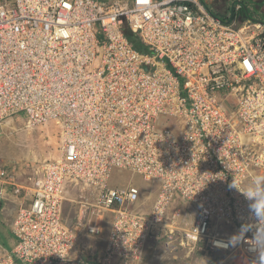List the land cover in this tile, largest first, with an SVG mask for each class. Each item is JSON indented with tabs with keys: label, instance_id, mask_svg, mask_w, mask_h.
I'll use <instances>...</instances> for the list:
<instances>
[{
	"label": "built area",
	"instance_id": "2783aa9c",
	"mask_svg": "<svg viewBox=\"0 0 264 264\" xmlns=\"http://www.w3.org/2000/svg\"><path fill=\"white\" fill-rule=\"evenodd\" d=\"M212 1L0 0V122L23 113L59 131L58 156L24 184L0 161V207L7 186L29 194L0 264L135 263L170 225L185 245L239 240L237 252L259 260L264 228L241 191L264 177V22L226 21ZM115 170L147 188L113 185ZM177 193L197 211L183 215L195 217L188 229L169 205ZM225 225L236 238L219 234ZM89 238L99 256L82 255Z\"/></svg>",
	"mask_w": 264,
	"mask_h": 264
},
{
	"label": "rangeland",
	"instance_id": "374dc122",
	"mask_svg": "<svg viewBox=\"0 0 264 264\" xmlns=\"http://www.w3.org/2000/svg\"><path fill=\"white\" fill-rule=\"evenodd\" d=\"M213 1L217 3V7L221 8L225 0ZM260 18L264 20L263 16H260ZM96 28L100 36V28ZM24 116L25 115L21 113V116L11 117L0 122V161L14 169L16 181L22 184H24L27 177L34 174V171L38 170L42 164L55 159L59 154L57 150L59 142V131L57 126L54 123L44 126H31ZM131 181L136 182L144 190L147 188L139 175H127L125 171L115 170L111 179L113 185L127 184ZM5 190L12 191V188L7 186ZM24 193V191H19L15 194L13 192L10 196H5L6 200L3 201L0 209V229L5 235L11 230V223L19 206L27 199ZM149 193L156 194L153 189L148 188V191H143L142 199L147 201L146 205L152 206L151 201L148 202L147 198V194ZM81 194L84 193L80 189L71 188V197L76 201L81 199ZM176 197L177 203L172 201L171 206H173L174 213L179 211L177 214L181 218L180 223H178L182 225V230L188 229L194 223L195 217H190L189 215L183 217V215L189 213L188 208L191 210V213L196 214L195 210H193L195 207L187 201L184 202L181 195H177ZM71 206V202L66 204L68 216L71 212L74 213V208L71 209ZM149 209L150 207L148 210ZM170 213L173 214L172 211L168 212L169 215ZM173 229L175 228H165L159 237H154L146 253L143 255V258L136 264H254V262L258 261L247 260L241 255L231 254V252L220 249L204 248V245L201 246L202 241H200L198 245H196V241L190 245H185L183 242H188L183 238L181 240L183 232L175 234ZM221 229L224 230V228ZM225 229H227L228 232L219 231V234L231 238L230 236L232 235L233 228H230L229 225H225ZM12 244L13 241L10 242L6 240L4 242V245L8 247H11ZM84 244L91 245L92 247L90 246V249L92 252L95 247V256L100 255L102 242L99 238H89L85 240Z\"/></svg>",
	"mask_w": 264,
	"mask_h": 264
},
{
	"label": "trees",
	"instance_id": "16d2710c",
	"mask_svg": "<svg viewBox=\"0 0 264 264\" xmlns=\"http://www.w3.org/2000/svg\"><path fill=\"white\" fill-rule=\"evenodd\" d=\"M235 0H230L227 4L221 6V9L217 8L216 2L212 3L209 7L212 8V10H215L216 14L221 16L224 20L228 21V15L230 19L233 18H240L241 20L247 19V18H254V19H261L260 15L257 12H254L251 9V5L249 3V0H241V8L239 10H235L233 6H231V3ZM261 9H263V5H261ZM263 16V15H262ZM125 33L132 44L134 48L139 50L140 52L146 53V52H151V48L146 46L142 41L141 38L138 36V34L132 32L130 29L126 28ZM4 201V200H3ZM67 219V218H66ZM72 216L68 217V222L72 221ZM14 241L12 239V235L8 231L7 234L5 235L4 232L0 229V244L3 247H8L4 245L5 241ZM82 255L85 257V252L81 251ZM88 258V257H87Z\"/></svg>",
	"mask_w": 264,
	"mask_h": 264
},
{
	"label": "clouds",
	"instance_id": "9594fccd",
	"mask_svg": "<svg viewBox=\"0 0 264 264\" xmlns=\"http://www.w3.org/2000/svg\"><path fill=\"white\" fill-rule=\"evenodd\" d=\"M232 187L240 190L235 181ZM241 192H243L249 200L253 201L251 204L252 212L259 220V229L264 228V177H257L253 187H250L247 191ZM254 264H264V248L261 247L259 260L254 262Z\"/></svg>",
	"mask_w": 264,
	"mask_h": 264
},
{
	"label": "bare ground",
	"instance_id": "6f19581e",
	"mask_svg": "<svg viewBox=\"0 0 264 264\" xmlns=\"http://www.w3.org/2000/svg\"><path fill=\"white\" fill-rule=\"evenodd\" d=\"M58 147V146H57ZM122 171V170H121ZM114 173V172H113ZM258 175H259V173H257ZM254 181H255V178L254 177H248L247 178V183H248V186L249 187H253L254 186ZM77 188L78 189H80L84 194H86V191H85V188L84 187H82V186H80V185H77ZM142 194V193H141ZM177 195H181L180 193H177L176 194V196ZM89 196V195H88ZM2 203H3V201H2ZM172 203V202H171ZM171 203H169V205L171 206ZM1 206H2V204H1ZM0 209H1V207H0ZM138 210L139 211H142V209L141 208H139L138 206H135V207H133V209H132V212H134V215L135 216H140V213L138 212ZM196 211V210H195ZM196 213H197V211H196ZM139 221L141 222V221H143V217H141L140 219H139ZM166 228H169V229H171V228H174V226L173 225H170V226H168V227H166ZM164 230H165V228H164ZM233 230V229H232ZM14 234V233H13ZM230 237H234V238H236L235 237V234H234V230L232 231V235L230 236ZM197 242V241H196ZM146 243V242H145ZM144 243V244H145ZM227 243V244H226ZM143 244V245H144ZM86 244H81V246H80V251H83L82 250V248L85 246ZM216 245H218V246H221V249L223 250V251H228V252H231V254H238V255H241V254H239L238 252V250H237V248L241 245V242L239 241V240H235L234 242H233V244L232 243H229V242H227L226 240H224V239H221V240H217V242H216ZM234 245V247L235 248H232V246ZM146 246H148V244H146ZM238 251V252H237ZM85 252V251H84ZM144 253H145V251H144ZM242 256V255H241ZM134 262H132V261H130V262H128L127 264H133Z\"/></svg>",
	"mask_w": 264,
	"mask_h": 264
},
{
	"label": "crops",
	"instance_id": "0c3cea01",
	"mask_svg": "<svg viewBox=\"0 0 264 264\" xmlns=\"http://www.w3.org/2000/svg\"><path fill=\"white\" fill-rule=\"evenodd\" d=\"M229 2V0H225L224 1V4L223 5H225V4H227ZM249 3H250V5H251V9L254 11V12H257L260 16H262L263 15V17H264V0H249ZM261 5H263V9H261ZM217 8H219V7H217ZM219 9H221V8H219ZM263 22H264V20H262ZM36 171V170H35ZM24 191V190H23ZM5 192V194H4V198H3V200H6V198H5V196H10L13 192H14V194L16 193L15 191H4ZM25 192V191H24ZM25 194V197H27V198H29V194H26V193H24ZM154 194H151V193H149V194H147V198L151 201V203L153 202V200H154ZM184 211V210H183ZM17 212V211H16ZM177 213H179V211H176ZM195 213H196V211H195ZM182 214H184V213H182ZM16 215V214H15ZM170 215H171V213H170ZM14 218H15V216H14ZM14 218H13V220H12V223H13V221H14ZM12 223H11V229H12ZM175 229H173L174 230V232H175V234L176 233H179V232H181L182 233V231H180L179 229L177 230V227H174ZM164 231V230H163ZM10 232V234L12 235V239L13 240H15V236H14V234H13V231H9ZM91 246V245H90ZM87 247V248H86ZM92 247V246H91ZM82 250L83 251H85V253H87L89 256H92L91 255V253H92V250L90 249V247H89V245H85L83 248H82ZM90 252V253H89ZM145 253H146V251H145ZM140 261H138V262H135V263H133V264H136V263H139ZM127 264V263H120V262H116L115 264Z\"/></svg>",
	"mask_w": 264,
	"mask_h": 264
},
{
	"label": "water",
	"instance_id": "95a60500",
	"mask_svg": "<svg viewBox=\"0 0 264 264\" xmlns=\"http://www.w3.org/2000/svg\"><path fill=\"white\" fill-rule=\"evenodd\" d=\"M148 67L146 66V69H147Z\"/></svg>",
	"mask_w": 264,
	"mask_h": 264
}]
</instances>
